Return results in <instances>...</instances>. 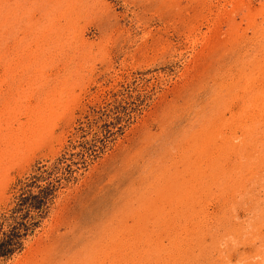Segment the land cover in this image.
Listing matches in <instances>:
<instances>
[{
  "label": "rangeland",
  "instance_id": "374dc122",
  "mask_svg": "<svg viewBox=\"0 0 264 264\" xmlns=\"http://www.w3.org/2000/svg\"><path fill=\"white\" fill-rule=\"evenodd\" d=\"M0 264H264V0H0Z\"/></svg>",
  "mask_w": 264,
  "mask_h": 264
}]
</instances>
